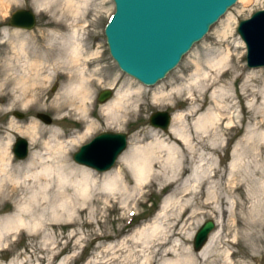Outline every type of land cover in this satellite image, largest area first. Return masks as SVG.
<instances>
[{"label": "rangeland", "instance_id": "374dc122", "mask_svg": "<svg viewBox=\"0 0 264 264\" xmlns=\"http://www.w3.org/2000/svg\"><path fill=\"white\" fill-rule=\"evenodd\" d=\"M5 2L7 4H0V84L4 79L3 71L16 61L12 47L16 44L15 38L18 35L37 40L36 44L40 47L35 57H23L19 61L37 60L46 64L60 61L56 54L45 57L39 54L43 49L56 52L63 44L62 38L51 39L49 34L56 25H60L59 34L78 29L82 38L83 54L77 59V65L92 84V102L89 108L99 125L70 154V161L74 165L80 164L73 160V153L93 136L104 131L126 133L128 144L122 154L135 155L138 158L143 157L147 149L156 146L159 141L172 143L168 138L170 132L150 125L149 115L157 110L167 111L171 115L187 111L192 104L185 100L183 89L194 80L222 75L220 81L206 91L201 86L196 87L195 92L200 98L197 104L201 106V110L190 117L188 123H199L201 116L209 112L220 110L221 113H227L226 118L220 122L221 135L216 136L217 139L211 135V142L207 144H194L189 148V158L184 164L179 146L171 158L163 151L159 162L151 168L139 191L133 192L134 199L127 206L119 207L120 202L126 199L123 195L119 196V203L112 209L111 203L101 200L103 194L97 189L94 192L99 193V202L88 205L81 215L76 207L54 217L46 206V220L58 226L45 229L41 235L21 230L11 235L7 242L1 241L0 264H39L41 258L45 264L48 261L50 264H58L60 261H65L66 264L129 263L131 258L127 251L118 262H113L109 248L123 238L135 235L141 228L146 226L148 229L154 224L174 225L171 241L176 240L174 242L180 246L188 247L196 253L192 247L193 235L209 219L217 223L213 236L211 235L215 250L208 258H198V264H218V252L223 248L222 241H234L237 237L242 239L239 249H253L256 261L252 263L264 264V111L249 112L252 98L243 100L238 97L247 87L262 88L264 66H247L245 45L236 31L240 19L264 9V0H238L230 6L210 26L204 37L183 55L176 67L152 86H145L120 70L108 52L104 26L114 11L112 0ZM19 8L31 9L35 13L36 24L32 29H14L8 26L9 15ZM3 28L14 29L15 32L4 35L1 33ZM258 68H261L262 75L248 79L247 75ZM56 72L57 68L48 72L51 78L46 80L43 90L46 97H54L62 87L64 76L55 77ZM3 88L0 86V93L6 91ZM105 89H111L114 94L116 91H129L127 106L130 112L123 119L121 127L107 125L108 116L99 111L102 103L98 102L97 96ZM161 93H164L162 97ZM14 111L23 113V117L17 118ZM38 112L49 115L51 123L46 124L38 119ZM34 121L41 137L36 136L30 141L29 134L20 133V130L29 131L27 128ZM79 126L73 117L58 121L57 115L50 109L10 105L7 95L0 99V142H6L10 138L8 154L14 160V166L26 159H17L12 153L16 137L21 136L29 141V156L30 153L40 150V139L48 136L51 128H60L69 134ZM118 159L112 168L118 164ZM183 165L186 170L180 173ZM90 169L97 175L105 172ZM126 172L127 170L125 174ZM125 180H128L126 175ZM133 185L132 181L128 184L129 190ZM14 186L13 183L1 180L0 176V220L15 212V205L18 203L11 195ZM183 189H186V195L179 193ZM92 209H96V213ZM188 216L190 219L186 220ZM237 219L240 220L239 225L236 224ZM249 231H254L259 236L257 243L248 242ZM54 233L74 236L69 240L67 237L58 238L57 248L51 254ZM229 250L237 248L229 247ZM167 258L170 257L165 256L164 259ZM164 259L159 260L158 264H163ZM232 259L240 264H247V259L241 255Z\"/></svg>", "mask_w": 264, "mask_h": 264}, {"label": "bare ground", "instance_id": "6f19581e", "mask_svg": "<svg viewBox=\"0 0 264 264\" xmlns=\"http://www.w3.org/2000/svg\"><path fill=\"white\" fill-rule=\"evenodd\" d=\"M250 1L248 0V2ZM0 4L5 5L7 2L1 0ZM13 28L15 29V27ZM14 29L3 28L1 33L7 35L11 31L15 32ZM59 30L60 25H56L53 31H49V34L51 39L62 38L63 44L57 48L56 52L43 49L39 53L44 57L45 55L53 56L56 54L60 61L55 63L46 64L37 60L19 61V58L35 57L40 47L36 44L37 40H31L28 36L18 35L15 38L16 44L12 48L15 50L16 61L10 68L3 71L4 79L0 86L4 87L3 90L6 91L0 93V99L7 95L10 105H18L23 108L44 107L50 109L57 115L58 121L73 117L80 126L69 134L60 128H51L49 135L40 139V150L30 153L23 163L19 162L15 166L13 165L14 160L8 154L10 138L6 142H0L1 180L15 185L11 195L15 197L18 203L15 205L13 214L0 220V243L1 241L7 242L11 235L21 230L41 235L45 229L58 226L56 223L46 220V211L44 212L46 206L49 207L51 215L54 217L76 207L77 212L81 215L87 210L88 205L99 202V193H95V189L103 194L102 201L111 203L112 209L116 208V204L121 199L119 196L123 195L126 196V199L120 202L119 207L127 206L134 199L132 198L133 192L139 191L151 168L159 162L160 154L163 151H166L168 157L171 158L179 146L183 153L182 164H184L189 158V148L194 144H207L211 142V135L213 137L221 135L219 132L220 122L226 118L227 111L221 113L220 110H217L218 112L202 115V119L197 124L188 123L190 117L201 110V106L197 104L200 98L195 92L196 87L201 86L206 91L220 81L222 75L194 80L193 83L183 89L186 96L185 100L192 106L185 112L171 115V122L167 131L170 132L168 138L173 141L172 143L166 144L163 141H157V145L149 147L144 156L140 158L124 153V155L119 156L118 164L114 168L102 172L100 175L88 167L74 165L70 161V154L91 135L93 129L99 124L92 117V111L89 108V104L92 102V84L88 82L82 68L77 65V59L83 54L82 38H80L78 29H72L67 34H59ZM56 68L55 77L64 76L62 87L54 97H46L43 92L44 83L51 78L48 72L55 71ZM262 73L261 68L253 69L247 78L262 75ZM128 92L116 91L111 100L100 105L99 111L108 116L107 125L121 127L123 119L130 112V108L127 106V101L130 99ZM163 94L161 93V97ZM238 97L243 100L248 97L252 98V104L248 108L249 112L264 111V83L262 88L253 89L251 86L243 89ZM27 129L29 131L20 130V133H28L30 141L36 136L37 138L41 137V134L39 135L41 132L38 131L35 121ZM152 131L157 133L154 129ZM209 131H211L210 134ZM125 170H127L126 174ZM185 170L186 166L183 165L180 173ZM125 175L128 180H125ZM99 178L101 179L99 180ZM131 181L134 184L132 191L128 188ZM179 193L187 194L186 189ZM223 203L227 204V201L223 200ZM95 210L92 209L91 211L96 213ZM189 219L190 216L186 220ZM236 224H240L239 219L236 220ZM173 227L174 225L160 226L154 224L148 229L146 226L141 228L135 235L123 238L109 248L112 261L118 262L123 253L127 251L131 261L125 264H158L159 260L164 259L165 256L170 258L164 259L163 264H198L199 259L208 258L210 253L215 250V245L211 243L215 228L201 249L193 253L188 247H182L174 242L176 240L171 241L174 234ZM247 235L250 244L259 241V236L254 231H249ZM73 236V234L66 236L54 233L50 253L54 254L53 252L58 245V238L67 237L69 240ZM222 245L221 252H218L220 260L218 264H240V262L232 259L239 255L247 259V264H253L252 261H256L253 249H239L242 246L240 237L234 241L224 239ZM229 247H235L237 250L230 251ZM262 256L264 258V252ZM39 264H45L43 258L40 259ZM47 264H50L49 261ZM58 264L66 263L60 261Z\"/></svg>", "mask_w": 264, "mask_h": 264}, {"label": "water", "instance_id": "95a60500", "mask_svg": "<svg viewBox=\"0 0 264 264\" xmlns=\"http://www.w3.org/2000/svg\"><path fill=\"white\" fill-rule=\"evenodd\" d=\"M114 12L104 27L108 52L124 73L145 86L163 79L180 62L194 43L208 32L210 26L238 0H112ZM8 26L24 30L36 24L31 9L19 8L11 12ZM236 31L245 45L246 64L250 68L264 66V9L240 19ZM114 92H99L100 103L109 100ZM22 118L23 113L14 111ZM36 117L46 124L51 117L38 112ZM171 114L157 110L149 115L151 126L167 131ZM127 134L104 131L93 136L73 153V160L96 171L111 169L126 150ZM12 153L24 159L29 153V141L15 138ZM214 220L204 221L193 235L195 251L206 243L215 228Z\"/></svg>", "mask_w": 264, "mask_h": 264}]
</instances>
